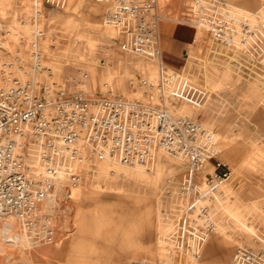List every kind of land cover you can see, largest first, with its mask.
I'll list each match as a JSON object with an SVG mask.
<instances>
[{
    "label": "rangeland",
    "instance_id": "rangeland-1",
    "mask_svg": "<svg viewBox=\"0 0 264 264\" xmlns=\"http://www.w3.org/2000/svg\"><path fill=\"white\" fill-rule=\"evenodd\" d=\"M224 1L236 15L259 20L255 14L229 4L241 5V0ZM262 2L257 0L251 9ZM188 5V0H158V11L161 16L187 20ZM34 7V0H0V55L11 60L19 53L27 70L32 62ZM41 9L40 17L36 13L43 34L40 83L63 85L70 91L84 89L92 95L107 90L127 99L157 98L155 88H141L140 84L143 79L156 82L158 62L122 48L121 38L104 25L105 5L97 0H69L62 11ZM163 22L171 30H190L186 41L175 35H166V44L162 41L164 55L174 42H181L177 52L180 60L164 62L177 75L174 96L168 101L170 108L198 120L211 132L220 150L218 159L227 164L219 171L228 167L231 170L213 200L205 202L214 228L226 232L223 235L229 240V257L222 263L217 257L207 256L214 229L199 261L234 264L238 246L263 245L264 69L248 61L234 42L226 45L204 29L179 21ZM235 51L239 57L233 56ZM155 158L151 165L124 166L125 173L115 171L114 166H108V173H103L100 158L90 155L81 166L83 180L71 188L70 197L53 193L42 204L53 217L55 234L51 242L22 231L21 225L15 223L17 219L0 216V264H181L184 257L196 261L187 254L176 259L163 251L168 248L171 228H175L181 213L179 190L186 164L159 150ZM159 161L167 166L166 171L156 177L159 186L149 193L151 188L133 178L132 173L151 176ZM213 172L215 160L204 166L197 183L203 184L204 177ZM53 196L55 202L51 201ZM254 203L259 206L258 212L250 207ZM89 216L92 222L83 221L81 226ZM28 238L34 244L30 245Z\"/></svg>",
    "mask_w": 264,
    "mask_h": 264
},
{
    "label": "built area",
    "instance_id": "built-area-1",
    "mask_svg": "<svg viewBox=\"0 0 264 264\" xmlns=\"http://www.w3.org/2000/svg\"><path fill=\"white\" fill-rule=\"evenodd\" d=\"M68 1L34 0L29 70L19 53L11 60L0 55V216L22 221L36 239L51 242L53 217L42 204L53 193L70 197L71 188L83 180L80 166L90 155L129 166L151 165L157 151L163 150L186 164L179 190L181 213L168 253L176 259L185 254L199 257L215 226L205 202L231 170L219 171L227 164L218 159L220 150L211 132L170 108L177 75L162 59L158 0H97L107 8L104 25L121 38L122 48L158 62L156 82L143 79L140 84L157 90L154 101L92 95L39 82L43 34L36 13L40 17L43 7L62 11ZM188 2L189 24L224 44L234 42L248 61L264 69V1L258 21L236 15L224 0ZM214 160L215 172L198 184V175ZM260 240L259 247L238 246L233 263L264 264V238Z\"/></svg>",
    "mask_w": 264,
    "mask_h": 264
},
{
    "label": "crops",
    "instance_id": "crops-1",
    "mask_svg": "<svg viewBox=\"0 0 264 264\" xmlns=\"http://www.w3.org/2000/svg\"><path fill=\"white\" fill-rule=\"evenodd\" d=\"M241 1H242V4L241 5L236 4V3H233V2H229V4L234 9H236V10H240V11H243V12H246V13L248 12V13L253 14V15L255 14L256 17H258L259 20H260L259 15H260V10L262 8L263 2L256 9H251V7H253L256 4V1L257 0H241ZM163 17L169 18L167 20L164 19L163 21H170V22L171 21H179V22L184 23L187 26L194 27L193 25L189 24L190 21H187V20H184V19L180 20L179 18L176 19L174 17H168V16H163ZM166 35L167 36L175 35L176 38H180V39L183 38V40H185L187 37H189L190 30L187 29V28H182V27H180L178 29H175L174 28L173 30H171V28L169 27L168 23L163 22L162 24H160V42H161V49L163 47L162 41H164V43L166 44V38H165ZM193 42H194V39H193ZM226 45H228V44H226ZM180 46H181V42H179V41L178 42H174V46L171 49L165 50V52H166L165 55H164V51L162 49V59H163V61L166 62V63L168 61L169 63H172V64L173 63H176L178 61V59L180 58L178 56V53H177V52H179ZM138 67L144 68V66H143L142 63H138ZM100 160H101L100 166L102 168L103 173H108V170H109L108 166H110V167L111 166H114L115 171H120L122 173L123 172L125 173L126 170H125V168H122V167L128 166V165H124V164H121L119 162H116L114 160H111L109 158H100ZM166 167L167 166L164 163H162L161 161H159V164H158V166L156 168V171H155V173L153 175L148 176V175H145V174H141V173L135 172V173H132V177L135 178L136 180H138V181L146 184L147 187H150L151 189H149L150 190L149 193H153V190L157 186H159L158 184L155 183V179H156V177L158 175H160V174L163 175V173H165ZM79 191L80 190H78V192ZM84 195L86 197L85 199L87 200L88 199L87 193H84ZM250 207L254 211H256V212L259 211V206L256 203H254ZM101 213H104V212H101ZM91 217H92V215H91ZM91 217L89 216L88 218L87 217L84 218L81 221V226L84 223L83 221H87L88 223L89 222H92L91 221ZM15 223L19 226V222L18 223L15 222ZM242 224L244 226H246V224L243 223V221H242ZM214 229H216V228H214ZM21 230L23 231L24 229L21 228ZM174 230H175V228L172 227L171 228V234L174 232ZM225 233H226L225 231H221L219 229H216L215 233L213 235H211L210 238H209V242L207 244V250H206L207 251V256H209V257H215V258L217 257L216 259L219 260L222 263H225V261L229 257V253H230V250H229V240H227V238L223 235ZM163 251L168 252V248H163ZM201 258H202V256L199 259H196V261H194V260H192L189 257H184L182 259V263L181 264H206V263H201L199 261Z\"/></svg>",
    "mask_w": 264,
    "mask_h": 264
},
{
    "label": "bare ground",
    "instance_id": "bare-ground-1",
    "mask_svg": "<svg viewBox=\"0 0 264 264\" xmlns=\"http://www.w3.org/2000/svg\"><path fill=\"white\" fill-rule=\"evenodd\" d=\"M160 16H161V15H160ZM161 18H162V21H163L164 19H166V20L169 19V18H166V17H163V16H161ZM162 21H161V22H162ZM160 24H161V23H160ZM228 45H229V44H228ZM160 48H161V42H160ZM234 53H235V54H233V56L236 55L237 57H239L237 51H235ZM242 54H243V53H242ZM236 56H235V57H236ZM239 60H240V58H239ZM108 92H109V91L106 90V91L103 92L102 94H107ZM178 115H179V114H178ZM181 116H182V115H181ZM159 152H160V153L163 152V153H165V154H168L167 152H165V151H163V150H159ZM168 155H170V154H168ZM173 157H174V159H180V158H178V157H176V156H173ZM83 164H84V163H83ZM83 164H81V166H82ZM81 166H80V167H81ZM77 185H79V184H77ZM77 185H76V186H77ZM76 186H73V187H76ZM51 198H52V199H51L52 202H55V201H56L55 196H53V197H51ZM212 198H213V197H212ZM212 198H211L210 200H213ZM17 220H18V219H17ZM18 222H19V224L21 225V227H22L24 230H26L27 232H29L30 234H33V235L35 236L34 232L28 230V229L26 228V226L22 223V221L18 220ZM214 224H215V223H214ZM214 227H215V226H214ZM213 230H214V229H213ZM212 232H213V231H212ZM212 232H211V233H212ZM211 233H210V234H211ZM210 234H209V235H210ZM16 238L18 239L19 236L17 235ZM208 238H209V236L207 237V240H206L205 243H207ZM25 241H26V239H25ZM25 241H24V243H25ZM28 241H29V244H30V245L34 244V241H33L32 238H28ZM12 242H13V241H12ZM24 243H23V244H24ZM18 244H19V242H18ZM38 244H39V243H38ZM26 245H27V244H26ZM42 245H43V244L41 243V246H42ZM205 246H206V244L204 245V247H205ZM28 247H30V246L28 245ZM204 247L202 248L200 255L202 254V252H203V250H204ZM33 248H35V245L33 246ZM38 248H39V247H38ZM40 249H41V248H40ZM187 255H188V254H187ZM189 256H191V255H189ZM191 257H193V256H191ZM194 258H197V259H198V258H200V256H199V257H194Z\"/></svg>",
    "mask_w": 264,
    "mask_h": 264
}]
</instances>
